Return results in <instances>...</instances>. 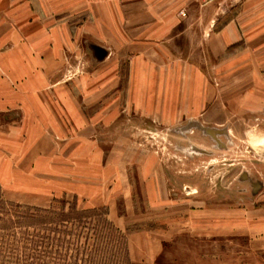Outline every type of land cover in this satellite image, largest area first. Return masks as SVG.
<instances>
[{
	"label": "rangeland",
	"instance_id": "rangeland-1",
	"mask_svg": "<svg viewBox=\"0 0 264 264\" xmlns=\"http://www.w3.org/2000/svg\"><path fill=\"white\" fill-rule=\"evenodd\" d=\"M244 1L194 0L221 10L200 15L189 28L192 36L172 40L182 59L140 62L142 79L171 75L181 88H130L136 46L125 47L117 28L103 27L115 19L103 0H0V20L14 5L29 6L45 20L42 30L20 33L43 31L47 39L39 46L51 63L47 101L81 102L96 125L91 163L79 179L70 176L82 152L71 159L70 142L57 138L64 176L50 182L54 193L30 196L0 187V201L39 209L67 202L106 212L112 231L86 230L81 249L92 256L80 255L78 264H263V50L255 51L260 61L253 67L244 59L245 39L212 60L213 42L205 35L214 19L222 25L243 12ZM9 31L15 30L0 34L10 37ZM232 55L239 56L233 73ZM0 249V264H10V248L2 243Z\"/></svg>",
	"mask_w": 264,
	"mask_h": 264
},
{
	"label": "crops",
	"instance_id": "crops-1",
	"mask_svg": "<svg viewBox=\"0 0 264 264\" xmlns=\"http://www.w3.org/2000/svg\"><path fill=\"white\" fill-rule=\"evenodd\" d=\"M103 1L106 6L112 7L110 11H113L115 18V24L113 21L109 25V21L103 27L117 28L120 38H126L124 42L120 40V44L125 43V47L136 46L135 54L130 58L136 62L132 63L130 88H181L174 86L171 75L159 77L158 74H152L151 78L142 79L140 62L182 59L175 53L172 40L177 36H192L189 28H193L191 25L196 24L195 20L200 15L206 19L208 14L221 10L218 4L216 10L212 7L200 8L194 0ZM244 2L245 10L230 22L218 25L219 18H216L206 28L205 35L213 42V52L210 54L212 60H217L223 52L245 39L247 56L244 59L248 66H251L250 63L253 67L255 61H260L256 50H263L264 61V0ZM16 7L12 6V10L7 11V17L0 20V29L15 30L12 33L9 31L10 37L0 34V187L7 193L44 196L54 193L50 182L64 176L61 167L63 162H60L54 140L58 138L70 142L71 159L78 158L82 152L81 166L76 171L73 170L76 168L71 170L70 180L75 181L80 177L78 174L85 172L91 163L94 141L90 136L95 133L96 125L93 115L86 111L83 103L73 100L47 101L44 97L51 63L47 61L48 53L41 52L39 46L47 45V39L41 36L43 31L25 37L20 29L42 30L45 20L41 15H32L29 6L23 5V10ZM184 8L186 17L183 18L179 12ZM26 15H32L33 20L25 19ZM200 29H204V26H200ZM137 45L145 46L137 48ZM237 59L239 56L235 55L230 59L232 73L239 69ZM177 69L183 67L179 64ZM251 75L255 76V73ZM31 94H34L32 98ZM78 137L84 142L79 144ZM95 162L103 167L101 158ZM72 187L75 188V184ZM75 193L86 196L82 191Z\"/></svg>",
	"mask_w": 264,
	"mask_h": 264
},
{
	"label": "trees",
	"instance_id": "trees-1",
	"mask_svg": "<svg viewBox=\"0 0 264 264\" xmlns=\"http://www.w3.org/2000/svg\"><path fill=\"white\" fill-rule=\"evenodd\" d=\"M106 215L100 210H78L67 202L60 208L39 209L0 201V247L3 243L10 248V264H57L61 259L78 264L80 255L88 253V247L81 249L86 230L112 231Z\"/></svg>",
	"mask_w": 264,
	"mask_h": 264
},
{
	"label": "built area",
	"instance_id": "built-area-1",
	"mask_svg": "<svg viewBox=\"0 0 264 264\" xmlns=\"http://www.w3.org/2000/svg\"><path fill=\"white\" fill-rule=\"evenodd\" d=\"M216 1H219V0H199V2L202 4V5H208V4H211L213 2H216ZM181 15L183 17H186V13L185 12H181Z\"/></svg>",
	"mask_w": 264,
	"mask_h": 264
}]
</instances>
